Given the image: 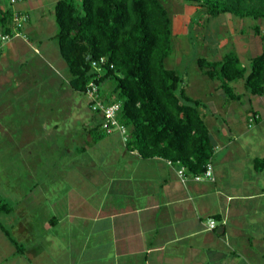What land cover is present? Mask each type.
<instances>
[{
    "label": "crops",
    "instance_id": "0c3cea01",
    "mask_svg": "<svg viewBox=\"0 0 264 264\" xmlns=\"http://www.w3.org/2000/svg\"><path fill=\"white\" fill-rule=\"evenodd\" d=\"M5 4L18 5L12 10L28 19L23 36L0 51V82L14 76L21 85L33 81L34 86L48 75L41 67L47 47L30 34L28 3ZM31 51L39 65L19 80L10 65L26 66ZM43 81L48 95L30 99L35 115L23 135L27 145L41 139L43 147L28 151L25 166L43 175L13 202L5 213L11 215L9 226L3 224L23 252L17 253L0 230L23 264H264V93H248L246 131L231 132L209 118L216 131L213 135L208 128L215 147L212 178L195 181L187 172L180 178L178 164L141 157L117 131L92 141L102 115L91 110L67 115L65 108L76 105L68 81ZM100 90L107 103L110 90ZM43 108L49 115L57 109L63 114L36 116ZM249 110L260 115L252 126ZM210 219L216 221L214 229H208Z\"/></svg>",
    "mask_w": 264,
    "mask_h": 264
},
{
    "label": "trees",
    "instance_id": "16d2710c",
    "mask_svg": "<svg viewBox=\"0 0 264 264\" xmlns=\"http://www.w3.org/2000/svg\"><path fill=\"white\" fill-rule=\"evenodd\" d=\"M1 1L0 33L8 34L17 12L5 5L10 0ZM183 1L203 9L208 20L224 14L264 19V0ZM53 15L58 30L51 38L66 64L72 89L84 93L94 81L100 90L112 80L107 103L121 104L117 119L128 130L126 146L143 158H164L187 173L202 174L213 157L214 142L199 111L203 102L188 96L180 76L164 64L172 53V21L166 7L158 0H56ZM253 31L262 50L251 58L249 68L234 50L220 59L196 58L198 70L218 81L227 103L243 96L233 82L242 81L251 95L264 93V34L259 25ZM101 58L104 63L94 68L92 63ZM254 113L249 110L247 118ZM95 130L92 141L106 135L101 124ZM10 211L11 206L0 200V214ZM0 230L22 253V245L1 222Z\"/></svg>",
    "mask_w": 264,
    "mask_h": 264
},
{
    "label": "rangeland",
    "instance_id": "374dc122",
    "mask_svg": "<svg viewBox=\"0 0 264 264\" xmlns=\"http://www.w3.org/2000/svg\"><path fill=\"white\" fill-rule=\"evenodd\" d=\"M25 1L30 9V34L42 42V47L44 45L47 47L41 67L44 72L48 71V75L45 73L40 76V80L46 82L45 80L48 79L50 83L55 81L67 83L69 74L58 53L57 44L55 40L48 39L58 30L53 15L56 0ZM158 1L166 7L172 21V53L165 59V66L174 69L180 76L181 84L185 86L188 96L203 102L199 111L203 114L213 135L216 131L209 123L211 117L224 123L231 132L246 131L243 115L250 103H248L249 94L245 91L243 82L231 83L236 92L244 94L241 101L231 104L225 102L223 91L217 89L218 81L210 80L202 75L196 66V58L203 56L208 59H220L226 52L234 50L239 62L249 68L251 58L262 50V41L254 35L253 26L259 25L264 31V20L239 19L229 14L208 20L203 9L183 0ZM0 4L4 6L2 1ZM17 6L11 7L15 9ZM35 57L31 51L25 58L26 66L16 62L10 65V70L14 75L17 72L20 74L19 80L30 77L31 70L39 65ZM2 75L0 72V76ZM13 78L14 76H11L8 79L9 82H0V200L10 206L26 192V188L31 181H34L33 179L41 178L43 175L39 172H28L26 168L28 166H25L26 158H31L28 156V151L42 148V141L37 136L36 139L30 141V145H27L29 140H25L24 136L25 132L28 134L29 131L26 121H30L35 115L33 114L34 109L29 104L30 99H33L32 101L41 100L42 97L48 95L46 87L40 85V80H37L34 86H31L33 81L28 82L31 83L29 86L26 84L23 86ZM101 87L102 91L107 94L113 87V81L108 79ZM71 98L76 105L75 108L73 105L65 108L67 115H79L80 110L90 113L87 105L88 98L85 94L74 91ZM43 109V112L38 110L41 114L36 116H54L51 117L53 119L56 115L63 114L57 109L58 114L49 115L50 111ZM47 111L48 114H46ZM16 183L19 185L18 188H16ZM9 217L11 215L1 213L0 222L9 226L7 223ZM31 224L34 226V221H31ZM6 228L9 230L8 227ZM17 255V253H12L10 244L0 232V264H23L24 260Z\"/></svg>",
    "mask_w": 264,
    "mask_h": 264
},
{
    "label": "built area",
    "instance_id": "2783aa9c",
    "mask_svg": "<svg viewBox=\"0 0 264 264\" xmlns=\"http://www.w3.org/2000/svg\"><path fill=\"white\" fill-rule=\"evenodd\" d=\"M11 3H14L15 0H10ZM27 15L23 13H16L12 19V31L8 34L0 33V51L3 46L10 41L14 37H22V30L24 25L27 22ZM104 59L101 58L99 62L94 61L92 66L94 68L98 67V64L104 63ZM84 94L88 98L89 108L92 112L98 113L102 115V123L101 129L109 134L111 132L117 131L121 135V138L124 143H126L128 139V130L127 128L121 124L117 117L121 110V104L116 103H105L102 99L99 86L96 82L90 81L84 91ZM260 115L258 113H254L249 115L247 118V122L249 126L254 125L257 121H259ZM169 163H171L169 161ZM178 175L180 178H184L186 176V170L183 166H178ZM193 180L200 181L203 179H211L212 178V164L211 162L207 163L205 170L200 175H192ZM216 227V221L213 219L209 220L208 229H214Z\"/></svg>",
    "mask_w": 264,
    "mask_h": 264
}]
</instances>
